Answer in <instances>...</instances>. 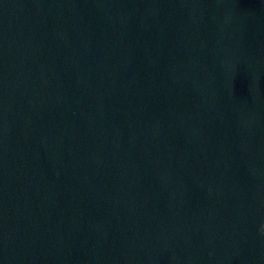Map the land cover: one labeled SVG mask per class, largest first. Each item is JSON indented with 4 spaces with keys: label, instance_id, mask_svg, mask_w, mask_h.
Listing matches in <instances>:
<instances>
[{
    "label": "water",
    "instance_id": "obj_1",
    "mask_svg": "<svg viewBox=\"0 0 264 264\" xmlns=\"http://www.w3.org/2000/svg\"><path fill=\"white\" fill-rule=\"evenodd\" d=\"M264 0H0V264H264Z\"/></svg>",
    "mask_w": 264,
    "mask_h": 264
},
{
    "label": "clouds",
    "instance_id": "obj_2",
    "mask_svg": "<svg viewBox=\"0 0 264 264\" xmlns=\"http://www.w3.org/2000/svg\"><path fill=\"white\" fill-rule=\"evenodd\" d=\"M261 231H264V225H261Z\"/></svg>",
    "mask_w": 264,
    "mask_h": 264
}]
</instances>
